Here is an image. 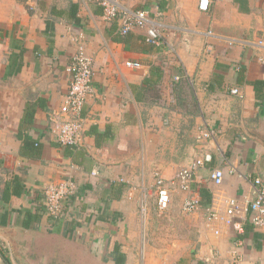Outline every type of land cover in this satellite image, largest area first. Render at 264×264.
Listing matches in <instances>:
<instances>
[{"label": "crops", "instance_id": "obj_1", "mask_svg": "<svg viewBox=\"0 0 264 264\" xmlns=\"http://www.w3.org/2000/svg\"><path fill=\"white\" fill-rule=\"evenodd\" d=\"M209 3L203 12L199 0H123L157 22L151 45L144 29L120 35L121 16L105 22L93 3L0 0V248L10 264H230L232 251L238 264H264V230L245 221L237 234L206 219L226 199L245 209L252 179L264 184V0ZM80 44L94 78L84 144L73 149L52 122ZM206 154L181 190L177 173ZM68 178L73 194L58 218L47 215L43 187ZM158 178L170 202L155 220ZM190 195L199 207L187 214ZM142 198L145 229L160 233L151 245L140 237Z\"/></svg>", "mask_w": 264, "mask_h": 264}, {"label": "built area", "instance_id": "obj_2", "mask_svg": "<svg viewBox=\"0 0 264 264\" xmlns=\"http://www.w3.org/2000/svg\"><path fill=\"white\" fill-rule=\"evenodd\" d=\"M93 3L101 8V18L105 22H110L121 16L122 22L119 29L120 35H126L134 28L145 30V40L151 45H158L161 42V33L157 22L149 15L146 10H129L124 8L123 0H81V4L86 6ZM210 6L209 0H199L198 10L206 12ZM262 46V42H257ZM264 65V55L260 58ZM127 67H139L137 62H126ZM66 71L70 75L68 88L59 108L58 117L53 119L52 132L55 134L57 142L61 146L73 149L79 148L84 144V123L82 119V110L87 97L92 93V81L94 71L92 69V58L88 56L83 46H77L76 52L71 57ZM232 95H238L239 91L234 88L230 90ZM264 103V95H263ZM213 131L202 133L203 138H212ZM1 158V157H0ZM211 161L209 154L196 160L188 168L182 169L176 175V181L179 188L183 191H190V186L194 181L197 171ZM211 180L216 186H220L223 180V171L214 169L211 174ZM253 199L248 206L243 209L234 199H226L224 210H208V223L214 227V223H219L231 228L235 233L243 232L244 222L247 221L255 229L264 230V184L259 178L252 179ZM156 189V208L164 211L170 202L169 191L164 187L161 178L155 181ZM73 194V182L70 178L57 183H48L42 189V198L45 213L49 216L58 218L62 213L64 202ZM143 199V198H142ZM199 207L197 199L187 196L183 203V211L187 214L195 212ZM140 209L145 212L146 201H140ZM244 214L243 216H240ZM216 235L219 229L213 230ZM239 246V243H237ZM230 264H238L240 258L235 251H232Z\"/></svg>", "mask_w": 264, "mask_h": 264}, {"label": "rangeland", "instance_id": "obj_3", "mask_svg": "<svg viewBox=\"0 0 264 264\" xmlns=\"http://www.w3.org/2000/svg\"><path fill=\"white\" fill-rule=\"evenodd\" d=\"M170 82V80H169ZM170 84V83H169ZM168 85V84H167ZM169 86V85H168ZM167 86V87H168ZM154 192L156 193V189H154ZM154 197H156V195H154ZM189 197H192L191 195ZM152 202V205L155 206L154 207V218L155 220L157 219V216L156 214L158 213V215L162 214L161 212H159V210L156 208V198H151L150 200ZM148 209H149V206L147 207L146 205V209H145V212H142V209L139 208L138 210V213H139V219L141 220L140 221V237H141V241L143 243V241L145 242V244L147 245L148 243L151 245V241L156 239L158 236H159V232L157 231H154V232H151L150 230H147V228L145 229V224L147 223V220L149 221L148 219ZM166 210V209H165ZM186 215V214H185ZM182 218H185L182 216ZM168 226L170 227H173L172 225L166 223ZM155 228V227H154ZM178 234L177 231H175L174 235ZM158 247H161V246H158ZM172 256V255H171ZM169 259H171V257L169 256Z\"/></svg>", "mask_w": 264, "mask_h": 264}, {"label": "trees", "instance_id": "obj_4", "mask_svg": "<svg viewBox=\"0 0 264 264\" xmlns=\"http://www.w3.org/2000/svg\"><path fill=\"white\" fill-rule=\"evenodd\" d=\"M73 6V5H72ZM75 7V6H74ZM154 69V71L155 70H157V68L155 69V67L153 68ZM0 256L7 262V263H9L10 264V261H9V258H8V256L6 255V252L2 249V248H0Z\"/></svg>", "mask_w": 264, "mask_h": 264}]
</instances>
